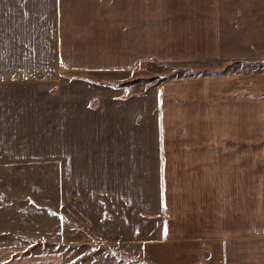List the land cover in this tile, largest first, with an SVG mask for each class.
Returning a JSON list of instances; mask_svg holds the SVG:
<instances>
[{
	"label": "rangeland",
	"instance_id": "374dc122",
	"mask_svg": "<svg viewBox=\"0 0 264 264\" xmlns=\"http://www.w3.org/2000/svg\"><path fill=\"white\" fill-rule=\"evenodd\" d=\"M221 3L222 24L226 23L229 38L240 46L207 64L169 65L153 59L142 62L133 74L105 70L108 62L103 59L110 54L102 51L110 48L108 41L102 49L78 38L73 47L64 48L91 54L93 68L101 70L91 76L58 72L54 22L49 40L50 26L39 12L31 38L21 40L17 27L16 38L0 40V53L4 46L5 54L35 55L37 61L31 67L47 73V77H31L9 93H0V264H153L152 260L206 264L205 254L180 255L172 244L163 249L150 244L143 255L141 244L135 241L156 236L151 224L156 227L152 211H156L159 133L203 136L209 108L215 116L220 113L216 107L225 103L228 118L244 121V138L261 140L264 145V64L260 63L264 59V0ZM73 13L70 20L77 21L80 13ZM89 40L93 43L94 37ZM236 53L238 58L230 57ZM162 102L166 107L173 103L185 107V113L199 124L176 131L170 125H158L164 111L157 108ZM168 144L171 148L172 143ZM93 149L102 154L97 173L92 167ZM109 156L116 161L111 174L108 166L101 165ZM260 156L264 169L263 150ZM129 157L142 162L143 175L139 171L125 174L122 164ZM140 175L142 184H138ZM105 179L115 181L117 189H92ZM147 185L148 219L146 209L138 205L140 187L144 195ZM131 194L132 205H119ZM103 201L115 206L106 208L103 216L107 219L99 220L94 215L105 210ZM131 220L142 223L134 222V226ZM148 224L150 232H142ZM96 229L102 230L99 238Z\"/></svg>",
	"mask_w": 264,
	"mask_h": 264
},
{
	"label": "crops",
	"instance_id": "0c3cea01",
	"mask_svg": "<svg viewBox=\"0 0 264 264\" xmlns=\"http://www.w3.org/2000/svg\"><path fill=\"white\" fill-rule=\"evenodd\" d=\"M221 8V0H0V40L16 38L14 30L17 27L21 40L31 38L32 25L39 12L45 15L44 22L50 26L49 40H52L54 22L58 72L91 76L101 70L93 68L95 59L91 54L81 55L77 49L64 48L73 47L72 42L78 38L89 46L102 47L108 41L110 48L102 47V53L110 54L103 59L108 62L105 70L133 74L142 62L153 59L169 65L207 64L225 58L230 49L238 50L240 46L229 38L226 23L222 24ZM75 11L80 13L79 19L70 20ZM87 30H91V34ZM93 37V43H89ZM3 48L0 53L1 94L9 93L14 86L31 77H47L46 71L36 69V65L31 67L30 64L37 61L35 55L5 54ZM230 57L239 56L236 53ZM26 66L31 68H21ZM157 109L164 111L160 115L162 123L158 125H170L176 131L177 127L199 124L196 117L186 114V108L178 103L166 107L162 102ZM209 109L208 130L203 136L189 132L159 133L157 136L158 181L156 211H152L156 227L151 224L156 236L136 240L135 244H141L143 255L148 253L146 248L150 244L161 249V246L172 244L174 252L180 255L205 254L202 260L206 264H264V169L260 167L264 145L261 140L244 138L241 133L244 121L228 118L225 103L216 107L220 113L215 116L213 108ZM168 142L172 143L171 148ZM94 153L93 149L92 167L97 173L96 164L102 154ZM101 165L108 166L111 174L110 168L116 166V161L109 156ZM122 167L125 174L139 171L143 175L142 162L134 158L125 159ZM142 175L138 184H142ZM116 186L115 181L105 179L92 189L115 190ZM142 187L138 205L146 209L147 218L148 211L150 214L148 185L144 195ZM131 196H125L119 205H132ZM102 205L105 210L94 216L105 220L106 208L115 203L103 201ZM141 220L130 222L135 226L134 222L139 225ZM146 228L147 231L142 232H150V224ZM101 231L97 230L96 237L102 236ZM146 259V263H150V258Z\"/></svg>",
	"mask_w": 264,
	"mask_h": 264
},
{
	"label": "water",
	"instance_id": "95a60500",
	"mask_svg": "<svg viewBox=\"0 0 264 264\" xmlns=\"http://www.w3.org/2000/svg\"><path fill=\"white\" fill-rule=\"evenodd\" d=\"M261 63L264 64V60H262Z\"/></svg>",
	"mask_w": 264,
	"mask_h": 264
}]
</instances>
